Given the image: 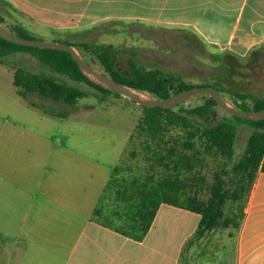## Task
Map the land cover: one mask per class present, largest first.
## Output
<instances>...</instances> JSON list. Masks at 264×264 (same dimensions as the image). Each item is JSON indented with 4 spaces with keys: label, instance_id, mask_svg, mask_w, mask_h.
<instances>
[{
    "label": "crops",
    "instance_id": "obj_1",
    "mask_svg": "<svg viewBox=\"0 0 264 264\" xmlns=\"http://www.w3.org/2000/svg\"><path fill=\"white\" fill-rule=\"evenodd\" d=\"M6 1L39 30L35 34L17 24L11 31L21 28L35 39L81 43L85 40L76 38L89 36L102 24L130 22L187 30L194 43L217 47L225 52L222 60L232 58L244 68L252 60L264 62V0ZM48 34L70 41L47 39ZM25 52L35 58L30 51L15 53ZM31 93L27 98L17 94L27 101ZM0 136H4L2 132ZM19 153L11 162L6 160L7 154L4 160L3 154L0 157V264H178L200 214L194 212L197 219L170 212L158 215L167 204L162 203L145 237L134 240L93 219L108 179L94 182L92 173L84 174L82 166L78 169V156L73 159L70 150L60 153L42 147ZM55 162L60 165L53 174ZM262 176L264 172L259 171L234 235L231 264H264Z\"/></svg>",
    "mask_w": 264,
    "mask_h": 264
},
{
    "label": "rangeland",
    "instance_id": "obj_2",
    "mask_svg": "<svg viewBox=\"0 0 264 264\" xmlns=\"http://www.w3.org/2000/svg\"><path fill=\"white\" fill-rule=\"evenodd\" d=\"M0 11L4 16L0 24L4 28L11 31L15 25L22 24L38 34L39 30L28 18L14 10L6 0H0ZM45 38L70 41L69 38H60L56 34H48ZM78 39L110 47L117 59L119 70L124 73L130 72L129 60H134L147 68L161 69L193 85L218 88L230 102L234 100L230 92L233 90L237 93H247L252 97L264 98L263 61L251 59V68H244L232 58L222 60L224 51L214 46L194 43L191 40V33L184 29L149 27L130 22H109L91 30L89 36L76 38ZM75 46L85 52L80 44ZM240 62L244 63V61ZM18 66L34 72H43L59 81L78 86L85 91L86 96L78 98L72 106L63 101L42 97L37 93H31L25 101L16 93L13 85L15 69ZM93 66L100 71L105 70L96 59L93 61ZM98 93V89L87 83L74 81L66 75L40 65L29 53H13L5 56L0 63V132L4 135L0 136V157L3 154L4 160L7 154L6 160L11 162L13 156L18 158L19 151L26 154L29 149L35 147H42L44 151L51 148V152L60 151V153L70 150L73 159L76 158L75 156L80 158L77 159L78 169L82 166L84 174L92 173L94 182L109 179L113 167L120 162L123 151L132 149L128 144L129 137L144 110L141 104L126 96L107 94L104 100H100L97 97ZM207 96L209 95L192 96L183 102L181 108L185 110L202 104ZM228 115L229 113L219 104L213 107L211 116L207 119L189 113L195 122L205 124H214ZM251 131L252 127L249 125L240 126L235 144L237 157L244 152ZM178 135L177 129H171L165 145H174ZM133 149L139 151L140 155L132 157L131 152L127 150L125 156L132 165L141 166L145 154L137 146ZM11 151L12 155H9ZM59 165L60 162L52 165L53 174ZM67 165L72 167V161H68ZM17 166L18 164L15 165ZM221 166V162L210 155L200 154L188 171V175H191L188 182L191 191H197V195L206 198L209 188L215 183V175L221 171ZM131 172L128 173L132 175ZM260 176L261 173L258 179ZM261 178L264 181V176ZM15 179L17 180V177ZM261 190L264 191L263 188ZM168 213L191 215L196 219L198 217L194 212L167 204L162 205L158 215ZM236 231L237 228L232 226L211 228L187 247L183 254L187 263L231 264L235 251Z\"/></svg>",
    "mask_w": 264,
    "mask_h": 264
},
{
    "label": "trees",
    "instance_id": "obj_3",
    "mask_svg": "<svg viewBox=\"0 0 264 264\" xmlns=\"http://www.w3.org/2000/svg\"><path fill=\"white\" fill-rule=\"evenodd\" d=\"M2 21L0 14V23ZM15 33L33 38L21 28H17ZM73 44H80L85 55L96 59L104 67V72L114 79L160 98L196 86H209L193 85L161 69L147 68L134 60H129L130 72L124 73L119 70L110 47L87 42ZM20 50L30 51L41 65L53 72L95 87L99 90L97 97L100 100H104L107 94L121 96L90 81L65 50L24 46L0 37V63L5 56ZM13 84L23 98L34 92L63 101L69 106L74 105L78 98L86 96L85 91L78 86L19 66L15 69ZM230 92L234 98L233 103L244 110L264 108V98L234 90ZM182 105L171 109L142 105L144 112L129 137L128 144L132 149H125L120 162L113 167L97 200L93 219L127 237L142 240L162 203L196 212L200 214V220L193 236L185 244L184 254L194 240L201 238L211 228L232 226L239 229L257 173L264 172V119L248 120L229 114L214 124L198 123L189 113L207 119L213 107L218 105L217 101L207 96L202 104L190 109L184 110ZM242 124L251 126L252 131L244 152L237 157L235 144ZM171 129H177L179 135L174 145L166 146V137L171 134ZM134 146L145 154L144 163L137 167L129 163L130 160L125 156L128 151L132 157L140 155L139 151L133 149ZM203 153L220 161L222 165L206 198L197 195V191H191L188 183L191 179L188 171L194 160ZM129 171H132V175ZM183 254L178 264H188Z\"/></svg>",
    "mask_w": 264,
    "mask_h": 264
},
{
    "label": "water",
    "instance_id": "obj_4",
    "mask_svg": "<svg viewBox=\"0 0 264 264\" xmlns=\"http://www.w3.org/2000/svg\"><path fill=\"white\" fill-rule=\"evenodd\" d=\"M0 37L19 45L65 50L71 54L73 60L77 62L80 70L90 81L112 92L126 96L143 106L171 109L183 103L192 96L198 94H208L231 115L248 120L264 119V108L259 110H244L235 105L233 102H230L217 88L212 86H196L194 88L184 89L176 92L167 98H160L147 91L120 82L104 71L96 69L93 66L94 58L88 59L84 52H82L74 44L63 41L24 37L7 30L1 24Z\"/></svg>",
    "mask_w": 264,
    "mask_h": 264
},
{
    "label": "flooded vegetation",
    "instance_id": "obj_5",
    "mask_svg": "<svg viewBox=\"0 0 264 264\" xmlns=\"http://www.w3.org/2000/svg\"><path fill=\"white\" fill-rule=\"evenodd\" d=\"M85 54V53H84Z\"/></svg>",
    "mask_w": 264,
    "mask_h": 264
}]
</instances>
